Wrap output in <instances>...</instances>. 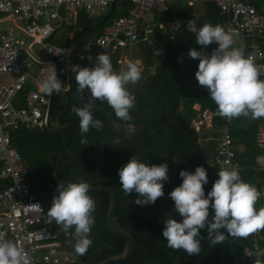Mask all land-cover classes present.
I'll return each mask as SVG.
<instances>
[{
    "label": "trees",
    "instance_id": "trees-1",
    "mask_svg": "<svg viewBox=\"0 0 264 264\" xmlns=\"http://www.w3.org/2000/svg\"><path fill=\"white\" fill-rule=\"evenodd\" d=\"M105 19L95 27L97 31L102 29L103 23L105 25L107 22ZM107 20H109L108 17ZM83 24L87 27L89 20L86 19ZM79 35L80 32L77 33V38ZM182 39L168 40L166 38L160 39L153 47L139 46L144 71L141 81L129 88L135 97L134 107L130 110L132 118L129 121L119 120L106 102L97 101L96 107L92 110L93 116L103 122V128L90 129L82 137L79 118L71 111L73 105L79 107L85 102L78 98L76 80L71 82L66 92L55 93L51 119L60 125L64 133L65 144L73 155L71 163L67 162L71 156L59 132L47 128L39 130L23 127L10 132V142L26 165V181L29 190L46 203L52 204L58 185L54 181L52 166L48 159V154L51 152L56 153L51 159L61 181L79 182L82 178L90 186L98 184L115 186L114 215L131 234L134 241L131 256L119 264H176L183 258H193L200 264H219L221 244L211 246L206 229L201 230L199 237L201 251L198 255H188L183 250L167 247V242L162 235L165 219L172 217L178 221L182 220L179 213L174 211V201L168 195L182 183L181 170L194 172L197 166H203L194 142V133L189 129L190 121L196 115L192 105L198 102L201 105L200 109L216 105L205 89L196 86L195 72L199 61L190 62L189 44ZM155 46L162 51L163 58L160 60L153 57ZM102 52L110 56L113 66L117 65L116 51H96L95 54ZM156 62L158 63L155 71L151 74L150 67ZM93 65L88 64L87 67ZM87 95L90 93H87L85 98ZM161 103L165 105L167 123L162 119ZM245 118L247 117L237 118L231 129L232 133H239L242 141L244 138L246 145L245 153H235V162L238 159L245 165L241 178L257 187V180L264 179V169L256 172L249 168L250 164H254L252 149L258 150L251 142L255 137L257 121H251L247 127H244L241 121ZM85 137L88 145L80 143ZM114 140H118L119 143H113ZM199 144L214 182L219 178V170L209 160L213 155L210 153L215 148V142L207 140L200 141ZM134 155L149 166L162 163L168 165L169 179L163 182L164 195L153 204L137 205L135 203L137 194L125 195L121 188L118 170ZM203 187L207 195L212 188L210 181L208 180ZM88 194L96 202L93 212L95 223L90 233L92 245L84 255H78L75 252L77 264H96L109 255L120 253L125 245L124 240L112 233L107 226L106 214L110 194L107 191H91ZM210 210L211 208L209 213ZM209 218L211 219L210 214ZM71 232L73 233L74 229ZM262 233L264 234V230ZM70 239H73L74 245V237ZM232 242L240 244L238 240L229 241L224 254L225 264H234L235 261L236 254L232 250ZM261 249L264 250L263 241ZM180 264L195 263L185 260Z\"/></svg>",
    "mask_w": 264,
    "mask_h": 264
},
{
    "label": "built area",
    "instance_id": "built-area-1",
    "mask_svg": "<svg viewBox=\"0 0 264 264\" xmlns=\"http://www.w3.org/2000/svg\"><path fill=\"white\" fill-rule=\"evenodd\" d=\"M118 1L0 0V77L10 78L9 81L0 79V184L10 181L0 186V240L18 244L25 257L22 264H77L75 253L64 245L55 222L47 223L46 214L50 207L29 190L23 160L12 146L9 135V128L19 125L31 128L48 125V108L55 92L51 96L43 94L40 83L51 71L50 65L55 67L58 77L68 79L72 65L82 67L83 63L87 65L92 62L93 50L113 52L136 44L152 45L157 29L169 34L170 39L176 34L189 32V20L182 16L144 23L145 14L165 11L167 0H129L131 7L126 14L114 16L95 40L80 45L76 36L80 28L75 24L78 13H91ZM211 1L216 4L220 14L227 15L226 30L233 32L240 40L249 41L246 57L253 60L260 70L259 78L264 80V46L257 41L264 33V7L257 9L249 0ZM61 25H73L67 45L51 42L52 35ZM203 50L210 54L213 48ZM42 53L45 57L41 56ZM46 65L50 68L45 69ZM31 67H39V72L32 73L29 70ZM29 80L34 88L25 95L26 106L16 107L14 100ZM214 118H220L222 125L218 131L215 153L209 161L217 170L235 166L240 171L241 166L235 162L231 136V126L236 118L222 117L215 105L200 109L192 119L191 126L212 127ZM257 190L261 193L256 205L259 209L264 207V185ZM252 238L253 261L250 264H263L264 255H256L258 250H262V231L253 234Z\"/></svg>",
    "mask_w": 264,
    "mask_h": 264
},
{
    "label": "clouds",
    "instance_id": "clouds-1",
    "mask_svg": "<svg viewBox=\"0 0 264 264\" xmlns=\"http://www.w3.org/2000/svg\"><path fill=\"white\" fill-rule=\"evenodd\" d=\"M187 29L195 34L202 49L189 50V56L199 60L195 77L200 86L207 88L219 115L227 119L264 118V80L259 78L260 70L253 60L245 56L243 47L234 46L235 34L219 24L204 23L197 27L195 18L188 21ZM213 43L218 46L210 54L203 50ZM50 66L51 71L40 83L41 92L48 96L62 91V81L55 67ZM71 71L75 74L78 98L85 101L83 106L73 105L71 109L79 118L82 137L90 129L103 128V122L93 116L97 101L106 102L119 120H131L130 110L134 107L135 97L129 85H136L142 79L138 63L128 60L126 67L117 72L110 56L102 52L96 55L92 67L72 65ZM87 93L90 95L85 98ZM80 143L88 145L86 137ZM167 173V163L149 166L135 155L118 170L124 194L136 193L135 203L142 206L153 204L164 195L163 182L169 179ZM180 176L182 183L168 195L182 220L169 217L163 221L162 235L167 247L198 255L202 229H206L207 239L213 247L222 244L229 235L247 238L264 230V207H256L261 193L241 178L238 167L221 168L219 178L207 195L203 187L208 183L205 167L197 166L194 172L181 170ZM89 189L90 184L82 178L79 182L58 183L46 214L47 223L55 222L65 233L74 229V251L78 255L86 254L92 245L90 233L95 223L96 202L88 194ZM210 208L214 212L211 219ZM256 255H264V250H258ZM24 259L17 243L0 240V264H22Z\"/></svg>",
    "mask_w": 264,
    "mask_h": 264
},
{
    "label": "crops",
    "instance_id": "crops-1",
    "mask_svg": "<svg viewBox=\"0 0 264 264\" xmlns=\"http://www.w3.org/2000/svg\"><path fill=\"white\" fill-rule=\"evenodd\" d=\"M184 1H185L184 3H181V2L178 3V2H175V1L167 0L166 1L167 9L165 11H162V12H159V13H156V14H152L153 15L152 20L163 21V20L174 18V17L182 16V17H184V18H186L188 20H191V19L195 18L197 20V26H201L204 23H211L212 25L219 24V25L223 26L225 28V30H226V25L225 24L227 23V18L228 17L225 14H223V15L220 14L216 4L213 1H211V0H199V1H196V2H190L188 0H184ZM249 1L253 2L257 9H260V8L264 7V0H249ZM119 5H120L119 13L117 15H113L116 12V10L118 9ZM109 7L111 9L110 15L109 16L106 15V16L108 18L110 16H112V17H110L109 20H107V17L103 16V19H102L101 22L104 21V18H106L105 20L108 22L114 16L126 14L128 12V10H129V8L131 7V3L129 2V0H119L118 3L116 2V3H114L113 5H111ZM96 10L97 9H95L91 13H87L85 11H81V12H79L81 14L79 15V13H78V15L76 17L75 24H76V26H78V28H80V31H79L80 35H79V38H78V41H79L80 45H82L84 43H87V42H92L93 40H95V38L98 36L99 33H101V31L103 30V28L105 26L104 23H103L102 29L100 31H97V29H95V27L98 24L97 25H91V20H92L91 17L94 15ZM83 16H85V18ZM86 19L89 20V24H88L87 27L85 26L86 24H83V22ZM149 21H151V20L144 19V23L149 22ZM72 26L61 25V27L58 28L56 30V32L52 35L51 42H53L54 44H59V45H67L69 43V40H70L71 35H72V33H71ZM63 27H65V33L63 35H57V33H59L60 29L63 28ZM154 37H155L154 38L155 41H154V43L152 45L136 44V45H134L131 48L127 47V48H122V49L117 50L116 51L118 53L117 54V58H116L117 65L113 66L114 71L119 72V71L123 70L126 67L127 61L128 60H133L136 63H138V65L141 67L142 73H143L144 65H143L142 56L139 54L140 53L139 46H151V47H153L156 43L159 42L160 39H166L167 38L168 40H174V39H177V38H183L182 40L186 41L189 44L188 51L190 49H193V48H195L197 50H200V46L198 44H196V42H195V40H196L195 36L192 35L189 32H185V33H182V34H176L173 39H170L169 38V34L164 32L162 29H157L155 31V33H154ZM234 39H235V45L234 46H237V47H241L242 46L243 49H244L245 56H246V52L249 49V46H248L249 41L248 40L247 41L246 40H240L236 36H234ZM257 41L261 45L264 46V33L260 37L257 38ZM217 46H218L217 44L213 43V44H211V45H209L207 47H211V48L214 49ZM96 51L97 50H93L92 51V55H91L92 62L90 64H94L95 63V57H96L95 52ZM81 53H84V52L81 51ZM152 54H153L154 58H157V60H160V59L163 58L162 51L156 46L154 47V50H153ZM188 56H189V53H188ZM197 61H199V60L198 59H192L190 57V62L193 63V62H197ZM157 63L158 62H156L155 64H153L150 67V71L149 72L151 74L154 73L155 67L157 66ZM83 64H82V67H87V65H88V63H87V65H85V64L83 65ZM34 68L36 70L32 71V73H38L40 68L39 67H34ZM49 68H50L49 66H47V65L45 66V69H49ZM58 78L62 81V91L61 92H66L69 89V86H70L71 82L75 79V74L72 72L70 74V78H68V79L65 76H61V77L59 76ZM0 79L2 81H9L10 80V78L7 77V76H1ZM131 86L132 85H129V88H131ZM196 86L198 88L205 89V91L208 93L207 88L200 86L198 81H197V85ZM32 88H34V84L30 80L27 81V83L25 84L24 88L21 90V92H19L17 94V98L14 100V104H15L16 107H24V106H26L25 95ZM52 102H53V100H52ZM52 102H51V109H52ZM161 104H160V109H161ZM192 107H193L194 110H196V115H197L199 113L201 105L198 102H195L192 105ZM214 107H215V105H214ZM205 108H213V107H205ZM51 109H50V112H49V120H48V125L47 126H41V127L37 126V127H32L31 128V127H26L24 125H19L16 128H9V135H10V132L12 130H16V129L21 128V127L25 128V129H35V128H37L39 130L47 128L48 130L59 132L62 135L63 144H64V146L66 148L67 146L65 144V136H64V133H63L60 125L55 120L51 119ZM165 111H166V109H165ZM193 118L194 117H192V119ZM192 119H191V121H192ZM191 121H190V126L189 127H192L194 129V131L196 132L197 138H198V142L207 141V140H214L215 148H213V150L210 153V155L214 154L215 150H216V146L218 144L217 136H218V131H219L221 125H222V120L220 118H214L212 120V123H213L212 127L205 125V126H201L199 128H194L193 126H191ZM251 121H254V120L247 117V118H245L244 120L241 121L242 122L241 125L244 126V127L245 126L247 127V125H249L248 123L251 122ZM256 121H257V127H256L255 137H254V139L251 140V142L253 143V145L256 146L255 148H257L258 150L256 151V150L252 149V151L254 153V164H250L249 168L252 169V170H255L257 172V171H261V170L264 169V149H263L264 148V118L256 119ZM48 126H50L51 129H49ZM232 126H233V124H232ZM232 126H231V129H232ZM208 129H211V132L209 131V133L206 134V131H208ZM231 136H232V140H233V148L235 150V153L236 152L245 153L246 145H245L244 138H243V141H242V139H240V137H239V133H232V130H231ZM246 136H247V134H246ZM243 137H245V136H243ZM241 138H242V136H241ZM251 148H254V147H251ZM68 152L70 153V156L73 157L71 152L70 151H68ZM51 154H52L51 155V157H52L56 153L55 152H51ZM51 157L48 158V159H49V162H50V164L52 166V175H53V167H55V165H54ZM22 160H23V163H24V166H25V179H26V165H25V162H24L23 158H22ZM70 160H71V158H70ZM72 160H71V162H72ZM236 160H237L238 164L241 166V169L239 171L240 176H241V172H243L245 170V165L242 162H240L238 159H236ZM69 161H67V162H69ZM0 165H1V163H0ZM53 178H54V181L56 182L54 175H53ZM57 178H58V176H57ZM257 181H258V186L256 185L257 186L256 188H260L262 185H264V179L259 178ZM9 182L10 181L7 180V181H5V183H1L0 186L1 187L5 186ZM27 185H28V183H27ZM28 187H29V185H28ZM41 200L48 207H51V204L46 203L43 199H41ZM262 204H264V202H262ZM56 227H57V231H58L61 239H63V241H64V245L67 248H71L72 251L75 253L74 245L72 244L73 239H70V238L73 237V236L71 237V234H72L71 230L69 231V233H65V231L62 229L61 226L57 225ZM262 238H263L262 241L264 242V234L263 233H262ZM235 240H238L240 242V244L235 242L234 243L235 245L232 247V250L236 254L234 264H237L236 258L238 256H244V251L246 249H250L251 250V253L249 255V261L247 263L242 261V264H250V263H252V261H253V251H252L253 238H252V235L248 236L247 238L246 237H242L240 239L236 238ZM75 255H76V253H75ZM263 264H264V257H263Z\"/></svg>",
    "mask_w": 264,
    "mask_h": 264
},
{
    "label": "water",
    "instance_id": "water-1",
    "mask_svg": "<svg viewBox=\"0 0 264 264\" xmlns=\"http://www.w3.org/2000/svg\"><path fill=\"white\" fill-rule=\"evenodd\" d=\"M50 109H51V103L49 105L48 113H47V119L48 120H49ZM161 115H162L163 122L167 123L166 111H165V106H164L163 103L161 104ZM48 128L51 129L50 126H48ZM189 129H191L193 131V133H194V135H193L194 136V142H195L196 147H197V149H198V151L200 153L203 167H205V169H206L208 180L210 181L211 186H213L214 182H213V180L211 178L210 171H209V168H208V164H207V162L205 160V157H204V155H203V153H202V151L200 149V145H199V142H198L197 134H196V132L194 131V129L192 127H189ZM66 149L68 151H70L68 147H66ZM51 155L52 154L50 153L48 155V158H50ZM72 159H73V157L71 156V160ZM71 160L68 163H70ZM53 175L55 177V180H56L57 184L60 183V182H63V181H60L57 178V169L55 167H53ZM64 183H68V182H64ZM91 191H107L110 194V203H109V207H108L107 214H106L107 226H108L109 230L112 233H114L115 235L121 237L124 240V242H125L124 248H123V250L120 253L109 255V256L105 257L104 259H102L101 261L97 262L96 264H119V263H122V262L126 261L131 256V254H132V252L134 250V241H133V238H132L131 234L117 221V218L114 215V208H115V205H116L115 186H110V185H107V184H98V185H95V186H90L89 192H91ZM209 214H210L211 217H212V215H214V212H213L212 209L210 210ZM222 231H223V229H222ZM226 235H227V233H226ZM235 239L236 238H232L229 235L228 238L221 244L220 250H219V264H225L224 263V254H225L226 247H227L229 241L235 240ZM250 253H251V250L250 249H246L244 251V256H238L236 258L237 264H242V261L247 263L249 261ZM185 260H189V261H191V262H193L195 264H200L199 262H197L193 258H183V259L179 260L176 264H180V263L184 262Z\"/></svg>",
    "mask_w": 264,
    "mask_h": 264
},
{
    "label": "rangeland",
    "instance_id": "rangeland-1",
    "mask_svg": "<svg viewBox=\"0 0 264 264\" xmlns=\"http://www.w3.org/2000/svg\"><path fill=\"white\" fill-rule=\"evenodd\" d=\"M171 1H175V2H178V3H180V2L181 3H184L185 2L184 0H171ZM119 7H120V5L118 6V9L116 10V12L113 15H117L119 13ZM110 11H111L110 7H103L102 9L101 8H97L96 12L91 17V19H92L91 20V25H97V24H99L102 21L103 16H106V15L109 16L110 15ZM152 14H153V12H149V13H147V14L144 15V18L147 19V20H152V17H153ZM110 17H112V16H110ZM5 27L8 28L9 26L8 25H5ZM64 33H65V27L61 28L60 29V32L57 33V35H63ZM34 49L37 52V47L36 46H34ZM41 56L42 57H45V55L43 53L41 54ZM29 70L30 71H35L36 69L34 67H31V68H29ZM209 131L211 132V129H208V131H206V134H208ZM231 245L233 247L235 245L234 242H232Z\"/></svg>",
    "mask_w": 264,
    "mask_h": 264
},
{
    "label": "flooded vegetation",
    "instance_id": "flooded-vegetation-1",
    "mask_svg": "<svg viewBox=\"0 0 264 264\" xmlns=\"http://www.w3.org/2000/svg\"><path fill=\"white\" fill-rule=\"evenodd\" d=\"M72 236V235H71Z\"/></svg>",
    "mask_w": 264,
    "mask_h": 264
}]
</instances>
